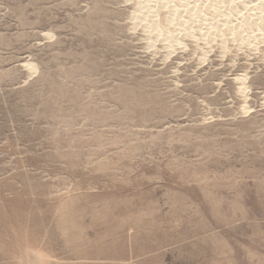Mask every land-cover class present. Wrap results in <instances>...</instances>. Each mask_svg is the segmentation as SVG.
<instances>
[{"label": "rangeland", "instance_id": "obj_1", "mask_svg": "<svg viewBox=\"0 0 264 264\" xmlns=\"http://www.w3.org/2000/svg\"><path fill=\"white\" fill-rule=\"evenodd\" d=\"M0 264H264V0H0Z\"/></svg>", "mask_w": 264, "mask_h": 264}, {"label": "bare ground", "instance_id": "obj_2", "mask_svg": "<svg viewBox=\"0 0 264 264\" xmlns=\"http://www.w3.org/2000/svg\"><path fill=\"white\" fill-rule=\"evenodd\" d=\"M261 12V11H260ZM145 15V14H144ZM143 15V16H144ZM251 15V14H250ZM145 17H147V16H145ZM133 20V19H132ZM145 18L143 17V18H141L140 20H138V19H135V23L136 24H134V25H136V28L137 27H139V26H141L144 22H145ZM143 26V25H142ZM151 27H153L155 30L154 31H157V33L159 32L160 33V29H161V27H160V25L156 22V23H154L153 25H150ZM135 28V29H136ZM140 28V27H139ZM143 28V27H142ZM151 29V28H150ZM137 30V29H136ZM143 30V29H142ZM262 31V30H261ZM162 35V34H161ZM26 67H31L32 69L31 70H33L34 69V65H32V64H29V65H27ZM241 81H243V80H241ZM245 81V80H244ZM245 88H243L242 90H244Z\"/></svg>", "mask_w": 264, "mask_h": 264}]
</instances>
